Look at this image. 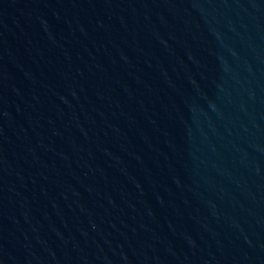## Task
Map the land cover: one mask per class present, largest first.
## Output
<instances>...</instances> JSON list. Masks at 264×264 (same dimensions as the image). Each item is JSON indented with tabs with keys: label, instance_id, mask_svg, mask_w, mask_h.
Instances as JSON below:
<instances>
[{
	"label": "water",
	"instance_id": "obj_1",
	"mask_svg": "<svg viewBox=\"0 0 264 264\" xmlns=\"http://www.w3.org/2000/svg\"><path fill=\"white\" fill-rule=\"evenodd\" d=\"M0 264H264V0H0Z\"/></svg>",
	"mask_w": 264,
	"mask_h": 264
}]
</instances>
